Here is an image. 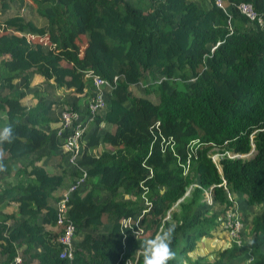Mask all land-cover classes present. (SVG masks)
I'll return each instance as SVG.
<instances>
[{"label": "trees", "instance_id": "16d2710c", "mask_svg": "<svg viewBox=\"0 0 264 264\" xmlns=\"http://www.w3.org/2000/svg\"><path fill=\"white\" fill-rule=\"evenodd\" d=\"M240 3L251 4L253 18ZM86 69L110 85L87 146L104 141L109 148L93 155L83 145L72 169L51 174L37 164V153L60 148L69 162L65 132L57 134L56 101L32 89V75L40 74L46 89L52 81L90 98ZM137 83L157 101L134 93ZM29 91L35 104L23 101ZM60 101L79 109L66 97ZM0 121L17 137L4 145L6 172L17 162L29 179L2 192L17 208L0 214V264H15L17 255L16 264H125L136 257L139 240L166 220L176 224L170 264L243 262L247 254L264 264V209L241 244L218 250L212 261L189 259L200 239L225 230L229 193H242L247 204L264 201V0L223 6L215 0H0ZM80 167L90 188L74 191L68 202V219L80 235L69 259L59 256L61 226L51 196ZM93 190L108 194L94 199ZM205 190L218 211L194 209L205 203ZM144 197L148 209L137 225L132 219L146 207ZM121 225L131 228L121 231Z\"/></svg>", "mask_w": 264, "mask_h": 264}, {"label": "built area", "instance_id": "2783aa9c", "mask_svg": "<svg viewBox=\"0 0 264 264\" xmlns=\"http://www.w3.org/2000/svg\"><path fill=\"white\" fill-rule=\"evenodd\" d=\"M219 6L225 5L226 0H215ZM239 7L250 18H253L255 12L250 3H240ZM86 77L92 80V95L89 98L86 114H82L79 109H75L71 105H65L59 111V126L57 128V134L63 135L62 148L67 153V159L73 165L80 156L82 149V136L85 133L89 122L94 119L97 112H99L106 104V92L110 88L106 79L100 76L92 69H86L84 71ZM214 158V155H213ZM188 169L186 166L185 171ZM80 175H78L60 194L55 202L57 213V224L61 227V232L57 238L61 249L59 252L60 257H67L71 259L75 250V226L68 219V202L70 201L74 191L86 180V170L84 167H80ZM206 200L212 202V196L209 191H205ZM145 204L148 205L147 199L144 197ZM144 211V210H143ZM223 227L228 232L229 236L238 244L241 243V232L243 229V220L240 216L239 210L235 205L229 206L225 210V220ZM252 257V256H250ZM249 257V258H250ZM248 258V259H249ZM19 255L15 256V264L20 262ZM126 264H133L132 260L128 259Z\"/></svg>", "mask_w": 264, "mask_h": 264}, {"label": "crops", "instance_id": "0c3cea01", "mask_svg": "<svg viewBox=\"0 0 264 264\" xmlns=\"http://www.w3.org/2000/svg\"><path fill=\"white\" fill-rule=\"evenodd\" d=\"M31 83H32V85L38 84V85L43 86V87L45 86L44 78L38 73H34L32 75ZM50 85L51 86H49L48 89H46L48 91L47 92L48 94L46 93L45 88H43L44 92H42V94L39 92V94H40V96H44L47 94L49 99H54L56 101V103L54 104V106H56V108H52L53 110H51L52 113L54 112V115L59 116V111L61 109H59V110H57V109H58V107H60V106L62 107L64 105L60 101V99H63L65 97L72 102H76L78 105L77 107L79 108L80 112L84 115L86 114L87 105H88V101H89V94L88 93H86V94L76 93L72 89H68L64 86L57 85L56 83H53L52 81L50 82ZM90 88L92 90V87H90ZM32 92L33 91H29V93H27L26 96L23 98V101L26 104L32 105V104H35L36 102H38V97L35 94H33ZM1 116L3 117L4 113H1ZM2 124L3 123L0 121V126H3ZM51 124L53 126H55V122H51ZM101 126L106 127L104 122H101ZM93 127H94V121L91 120L89 122L87 129H86V131H87L88 128H90L89 131L88 132L85 131V133L82 137L81 142H82V146L84 145L83 147L87 146L88 134H89L90 130L93 129ZM87 148H88L87 150L90 151L91 154L98 155L101 151L109 148V145L104 141H100L98 145L87 146ZM49 152L50 151L47 149V147L42 148V150L40 148V150H38L37 154H39V153L42 154L41 160H40V162H38V160H36L37 164H39V165L41 164L42 166H44L49 173L59 174L63 170L64 166L68 170H69V168L70 169L73 168V167H71L72 165L69 167V166H67V164H64V163H62L63 164V166H62L61 160H64V159L60 154V148L55 149V150L51 151L50 153ZM10 167H11V169L8 172H5L3 175H0V214H2L4 212H11V211L13 212L17 208V203L15 201H13L12 199H10V197H9L10 195H8V194L3 195L2 192L4 190L10 188V187H13L15 184H18L19 181H21L24 184L29 181V179L26 177V175L23 171V165L22 164L20 165L17 162H11ZM68 181H71V179L70 180L68 179ZM69 183L70 182H68V185H69ZM68 185H63L62 187H59L55 192L52 193V196L58 198L60 196L61 192ZM89 188H90V184L88 182L87 183L84 182L79 187V190L81 191V194H85L89 190ZM235 193H238V192H232V194H234L236 196ZM107 194H108L107 190H101L99 193L96 190L95 191L93 190V195H94L93 198L94 199H96L98 196L103 198V197L107 196ZM52 196H51V201L53 204H55V200H54L55 198L52 199ZM238 196L240 197L241 200L239 202H237L238 205L235 204V202H234V204L236 206H238L239 210H240V208H242V206L246 207V205H247V206H249V208L251 206H253V205L246 204V202L244 200V195L242 193H238ZM215 203L216 202H214V204ZM259 204H261V203H259ZM254 214H255V212L252 211V214L250 215V217L245 216L246 225H248V224L250 225L251 219L254 216ZM108 227H109V225L106 226V228H108ZM213 232L215 234L218 232H222V235L227 237L226 236L227 233L224 230H222V231L221 230H215ZM209 238H211V237L208 236V237H203L202 239H200L196 249L192 252V255L195 254V252L197 250H199L200 243L202 241L208 240ZM79 239H80V235H78L76 233L75 242ZM229 245H230V243L228 245H226V247ZM35 247L39 249L38 246H35ZM194 256L197 257L196 254ZM238 259H242V258H238ZM232 261H234V260H232ZM236 261H237V263H235V264H240L242 262V260L241 261L236 260ZM229 264H234V263L230 262Z\"/></svg>", "mask_w": 264, "mask_h": 264}, {"label": "clouds", "instance_id": "9594fccd", "mask_svg": "<svg viewBox=\"0 0 264 264\" xmlns=\"http://www.w3.org/2000/svg\"><path fill=\"white\" fill-rule=\"evenodd\" d=\"M92 89H93V87H92ZM16 138L17 137H16V134H15V131H14V128L12 125H6L3 128H0V173H4L7 171V165L5 163V158H6L7 153L4 149V145L13 144L15 142ZM243 155H246V154H243ZM213 160H215V159L213 158ZM229 197H230L231 201L233 202L230 195H229ZM204 200L206 201V193H205V199ZM212 201H214V200H212ZM232 205H235V204L232 203ZM235 207H236V205H235ZM147 209H148V205L146 204V207H144L141 210L140 214L138 215V218H136V219L129 218V219H127V223H130V220L132 219L134 224H137L139 217L142 216L147 211ZM240 216H241V214H240ZM164 224H165V226L162 227L160 230H158L154 236L146 237L142 240H139L140 241V248H138L136 250V253H135L136 257L135 258L127 257L125 259V264H126V261L128 259L132 260L133 264H136L137 258L140 255L142 256V264H170L171 261L176 259L177 254L172 248V241H173L174 233L176 230V224L174 222H171L170 220H166L164 222ZM121 226H122L121 231H123L124 229H127V228H131L128 225H121ZM136 228H137V230L134 234L138 238L141 236L142 233H141V229L138 226ZM224 231L228 234V232L226 230H224ZM75 236H76V231H75ZM228 236H229V234H228ZM231 241L232 242H230V243L235 242L232 238H231ZM241 243H242V241H241ZM248 244L251 247L255 244V241L249 240ZM247 256L248 257L242 262V264H253L254 257L251 254H247ZM250 256H252V257H250Z\"/></svg>", "mask_w": 264, "mask_h": 264}, {"label": "rangeland", "instance_id": "374dc122", "mask_svg": "<svg viewBox=\"0 0 264 264\" xmlns=\"http://www.w3.org/2000/svg\"><path fill=\"white\" fill-rule=\"evenodd\" d=\"M145 83H137L136 85H132L131 89L134 93L140 95V94H145L147 95L149 98L153 99L154 101H157L158 97L157 95L153 92V91H149L147 93H145ZM43 88H45V91L46 93L48 92L46 90V87L44 86H40L38 84L36 85H33V90H38L41 94L42 92H44ZM48 94V93H47ZM47 94L45 96H47ZM64 106V105H63ZM63 106L61 107H58L57 110L59 109H62ZM101 112L103 111V109L100 110ZM89 125V124H88ZM90 128H88V130L86 132L89 131ZM91 132V130H90ZM216 154V153H215ZM214 154V159L217 161L218 160V155H215ZM62 163L64 164H67V166H73V164L71 162H64V160H61ZM71 166V167H72ZM236 196L232 193H230L229 195L231 196L232 200H233V204L235 202V204L238 205L237 202H239L241 199L240 197L238 196V193H235ZM205 201V200H204ZM247 204V203H246ZM248 205H253L249 208V206L246 205V207L242 206V208H238L237 209L239 210L240 214H241V217H242V220H243V229H242V232H241V238L242 240H247L248 238H250L251 236H249L248 234V230H249V224L246 225V218L245 216L247 217H250V215L252 214V211L256 213H259L261 210L264 209V201L261 203V204H248ZM177 208V205H174L173 206V209H176ZM205 208L209 209V210H214V212L218 211L219 210V205L217 203L214 204V201L212 202H208L207 200L205 201V203L202 205V206H194V209L195 210H204ZM166 218L169 217V212L166 214L165 216ZM227 237L223 236L222 235V232H218V233H214L212 232V235L210 236L211 238H209L208 240H205V241H202L199 245V250H197L195 252L196 256L199 257V256H204L203 258L204 259H207V260H214V258L217 256V252L218 250L220 249H223V248H226V245H228L231 241V238L228 236V234L226 235ZM195 254L193 255H190L189 254V259L190 258H195ZM233 258L229 259L228 261L225 259L223 263L221 264H229L230 262H233L234 264L237 263V261H232Z\"/></svg>", "mask_w": 264, "mask_h": 264}, {"label": "water", "instance_id": "95a60500", "mask_svg": "<svg viewBox=\"0 0 264 264\" xmlns=\"http://www.w3.org/2000/svg\"><path fill=\"white\" fill-rule=\"evenodd\" d=\"M252 150H253V148H252ZM251 153V151L250 152H248V153H246V155H249Z\"/></svg>", "mask_w": 264, "mask_h": 264}]
</instances>
